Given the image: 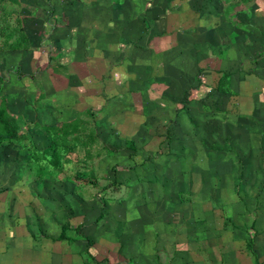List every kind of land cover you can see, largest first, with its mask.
Here are the masks:
<instances>
[{
  "label": "crops",
  "instance_id": "1",
  "mask_svg": "<svg viewBox=\"0 0 264 264\" xmlns=\"http://www.w3.org/2000/svg\"><path fill=\"white\" fill-rule=\"evenodd\" d=\"M95 1L110 2L112 8L80 12L81 19L93 20L82 21L80 28L96 32L80 41L95 54L85 52L79 60L85 72L62 76L58 88L63 92H51L58 83L53 61L46 81L38 84L27 70L28 63L36 71L42 65L38 54L0 51V67L13 64L18 72L12 79L8 69L0 72V108L5 106V121L18 135L0 143V211L5 213L0 264H264V57L253 59L254 52H264V41L259 46L258 37L243 41L244 20L231 22L247 18L248 7L241 9L245 0L229 6L231 0ZM64 2L56 0L55 6L68 8ZM134 4H140L139 11ZM63 9L54 18L59 12L69 15ZM258 12L256 27L264 18L262 7ZM34 16L38 19L40 12ZM218 28L225 38L239 35V43H210L208 36ZM59 32L55 29L48 40V51ZM20 54L31 58L21 64ZM203 70L205 82L199 78ZM217 83L235 96L234 105L222 95L219 107L208 106L207 91ZM75 90L85 105L80 112L72 108ZM119 90L127 98L106 107L107 100L120 97ZM44 94H52L53 103ZM93 95L102 100L93 113L101 140L112 150L121 145L137 154L117 153L122 161L112 167L119 171L111 181L100 185L94 178L92 188L98 189L91 192L101 198L93 199L92 209L80 206L79 220L67 224L62 219L56 227L53 213L42 215L40 205V195L48 191L39 188L43 156L52 143L48 128L79 122L93 110L88 107L94 103L87 101ZM138 145L140 151L134 148ZM102 154L87 155L84 163L98 162ZM83 174L88 176L86 169ZM110 190L123 197L110 206L116 230L105 234L97 222L105 219L100 202ZM117 236L127 242L125 249L104 246L106 238L115 244Z\"/></svg>",
  "mask_w": 264,
  "mask_h": 264
},
{
  "label": "rangeland",
  "instance_id": "2",
  "mask_svg": "<svg viewBox=\"0 0 264 264\" xmlns=\"http://www.w3.org/2000/svg\"><path fill=\"white\" fill-rule=\"evenodd\" d=\"M65 5L68 6V8L63 9L62 7L58 8L55 6L56 0H0V51H6V50H12L16 53L18 51H26V50H32L34 54H38L39 63L42 61V65H39V69L35 67H32L33 65L31 63H28L30 68L27 70L29 71L31 69L32 75L34 74L38 79V84L42 83V80L46 81L47 74L49 73V69L47 68L48 63H51V67H54V64L56 66L55 70V79L56 82H58L54 87L56 88V91L52 89L51 92H63V89H60L58 87H61L62 85V76L65 74L71 75V74H78L80 72V69L84 70L85 68L79 67V60L81 57L85 54V52H93L95 54V48L87 47L88 43L85 44V42L80 41V39L83 37L84 34H90L95 35V31L92 29L88 30V26H83L80 28L81 22H88L93 21L91 19H81L79 16L80 12L82 11H90V10H96L100 8H109L111 9V3L105 2V4L96 3L95 0H64ZM228 0H226L227 3ZM223 2L221 3V5ZM235 0H231V2L226 5H234ZM137 11L140 10V4H134ZM245 7H248L247 9V18L236 16V18L232 17L231 22H237L238 24L241 23L240 19L244 20V23L248 27L247 34L242 39L243 41L250 42V39L253 38V41L256 37L257 41L256 44L262 43V38L264 41V18H260L259 22H263V25L257 26L255 25V19H253L255 14V11L258 10V14L260 15L261 7L264 10V0H245L244 3L241 4V9L244 10ZM63 9L65 13H68L69 15L65 14L63 15V12H59L60 17L54 18V15L59 10ZM108 9V10H109ZM236 10V9H235ZM236 12L238 13L239 11ZM32 12H40L41 19H37L32 16ZM73 12V14H72ZM76 12V13H75ZM75 13V14H74ZM44 14V15H42ZM61 14L64 18H61ZM264 16V15H263ZM222 23H227V19L224 17H221L219 19ZM219 20H216V26L220 24ZM258 22V24H259ZM243 23V22H242ZM52 27V28H51ZM233 27V26H232ZM235 28V27H234ZM55 29H58L59 34L56 36L57 40L55 41L56 45H51V51H48V40L53 36V33ZM257 30V32H256ZM31 36L33 39L32 44L29 43V39L27 38V34ZM50 33V36H49ZM209 42H216L217 45H220L221 47H224V45H228L230 41L234 39L236 43H239L236 39L239 40V35H234L233 37H226L224 36V33H222V30L220 28L215 29V31L211 32ZM67 39V40H66ZM246 39V40H245ZM229 40V42H228ZM66 41H69L67 44ZM202 41V40H201ZM207 41V40H206ZM252 41V40H251ZM203 42V41H202ZM221 42V44H220ZM253 43V42H252ZM250 46H253V44L250 43ZM261 51H257V55L254 52L253 53V59H262L264 57V52L260 53ZM15 57V55H13ZM95 55H93L94 57ZM210 56V54H209ZM79 59H76V58ZM17 61L21 64H26V61L28 62L29 59L25 55L20 54V56L16 55ZM222 58V57H221ZM13 59V57L9 58ZM51 59V60H50ZM75 63H74V62ZM73 62V63H72ZM257 63V62H256ZM253 64L254 61H253ZM37 67V66H36ZM253 68V67H251ZM7 76L9 79H12V77H16L15 75L18 74V72L13 67V64H10L7 68ZM4 69L0 67V72H3ZM254 69V68H253ZM3 70V71H2ZM86 70H84L85 72ZM23 72V71H22ZM21 72V73H22ZM202 72V71H201ZM6 73V72H5ZM93 73V72H92ZM4 75V73H1ZM54 72L52 73V75ZM92 87L95 85V83H91ZM5 88V87H4ZM125 88V87H124ZM14 89V88H12ZM46 89V88H44ZM5 90V89H4ZM120 97L118 99L114 97L107 100V106L108 108L113 107L115 102L117 100H123L127 98V95L124 93V90H119ZM207 91V97H208ZM42 94V93H41ZM41 94L39 96H41ZM238 94H236L237 96ZM44 96H47L44 94ZM218 96V95H217ZM48 97V96H47ZM98 96L93 95L92 98L87 99V101H91L94 103L92 107H88L90 110L88 112V115H84L83 119H80V127L73 130L72 133H66L63 124L57 125L53 129L54 132H51L49 135H54V142L58 145H56V148L59 147V145L64 148V146H70L73 144L75 146L74 149H76L72 154H70L69 158H65L62 161L60 173L51 174L50 177L48 176L45 180L41 178L39 181V188L42 190L43 188H47V192L43 191V194L40 195V205L41 207V213L42 215H50L53 213L55 216V226L59 227L60 222L62 219L65 223H75L77 220L80 219L82 210L80 209V206H87L89 210L92 209L91 204L95 203L93 199L95 197L101 198L100 196L96 194H92V189L96 190L98 188H95L93 186L94 178L100 179V185L106 184L107 180L111 181L113 178V173L119 171L118 168L112 169L113 166H115L117 163L122 161V158L120 159V156H127L132 154H137V151L135 153L131 149H127L124 146L117 145L112 150L107 147L105 142H103L96 130V125L94 122V118H91V114L94 113V110L97 111V109H101L102 100L97 98ZM131 97V96H130ZM46 100L49 103H53V95L50 94ZM82 97L80 96V92L78 90H75L71 92V99L73 106L72 107L76 112H80L85 105L81 106L80 99ZM228 101L232 102L231 105H234L236 102L235 96L232 95V98L225 97ZM230 98V99H229ZM42 101V99H41ZM59 102V101H58ZM85 102V98H84ZM97 102V106L96 103ZM208 106L210 104L223 102L220 100H210L208 101ZM225 102V101H224ZM37 103L41 104L42 102ZM137 105L142 104V100L140 97L136 98ZM42 105V104H41ZM60 105V104H59ZM88 106V105H87ZM119 108V107H118ZM117 108V109H118ZM101 117V115H100ZM212 117V116H211ZM102 118V117H101ZM216 118V116H215ZM214 118V119H215ZM221 120L223 121L224 118L221 116ZM227 121V119H226ZM74 123V122H73ZM125 133V134H124ZM140 133V132H139ZM119 134L126 135V131H119ZM3 135V129L0 130V136ZM139 142V141H138ZM76 144V145H75ZM135 150L140 151L141 148L134 147ZM125 150H128L127 153ZM103 153L102 156L98 155V162L95 163H84V159L87 158V155H90L89 157L93 158L96 153ZM131 152V153H130ZM117 153H119L118 156ZM106 154H111V156H115V158H106ZM204 157L201 158V169H206V160ZM117 162V163H116ZM60 163V161H59ZM93 166L98 167L97 173L95 171V168L93 169ZM122 166V165H121ZM120 166L119 169H122ZM86 169L87 173L89 174L87 177L84 176L82 173ZM112 171V172H111ZM111 175V178L109 174ZM83 174V177L81 175ZM115 174V173H114ZM142 187V185H137L136 187ZM87 187L89 190L88 192L85 189ZM82 189V190H81ZM81 192V193H80ZM114 196V197H112ZM123 197V195L120 192H112L110 190L109 194L103 195L104 202H100L101 205H104L105 208V219L100 222L98 221L97 224L99 225L100 230H106L104 231L105 234L114 233L116 228L112 227V221L113 218L110 216L112 212L110 211V206L112 202H117L118 198ZM139 197L141 196L138 195ZM123 202L125 199H121ZM126 203V202H125ZM48 204V205H47ZM5 213L0 211V217L3 218ZM103 218H100L101 220ZM119 232V231H118ZM107 236V235H106ZM111 237L106 238V242L104 243V246L108 247L109 250H119V249H125L127 247V242L123 240L122 238H119L117 236L115 240V244H112ZM122 241L123 248L120 247V242ZM93 249H95V246H93Z\"/></svg>",
  "mask_w": 264,
  "mask_h": 264
},
{
  "label": "trees",
  "instance_id": "3",
  "mask_svg": "<svg viewBox=\"0 0 264 264\" xmlns=\"http://www.w3.org/2000/svg\"><path fill=\"white\" fill-rule=\"evenodd\" d=\"M201 74H205L206 77H207V72L206 71H202L200 74H199V78H200V75ZM200 80L202 82H205V79L202 80L200 78ZM218 95V96H217ZM225 97H229V92L225 91L223 88H221V86L219 85V83L215 84L214 87H213V93H208V99H207V102L210 101V100H220L222 101V97L223 96ZM222 96V97H221ZM209 103V102H208ZM221 102H218V103H214V104H210V108H213V107H219V104ZM5 106L1 107L0 108V130L3 129V135L0 136V143L3 141V140H6V139H15L18 137L17 135V131L15 130V126L13 125H10L8 124L6 121H5ZM94 117V114H91V118ZM65 132L66 133H72L73 130L77 129L80 127V123L79 122H75V123H71V124H63L62 125ZM53 127L55 128V126H51L48 128V135L51 133V132H54L55 130L53 129ZM50 137V141L52 142L51 145L49 146L48 150L46 151V153H44L45 156H43V160L46 162L44 163L45 165V170L43 169L42 170V167L40 168V171H39V175H40V178H47L48 176L50 177L51 174H55V173H60V169L62 168L60 164H62V161L67 157L69 158L70 157V154H72L71 152L74 153V151L76 149L75 146L73 144H71L70 146H64V148H62L60 145L58 148H56V145H58V143L56 144V142H54V135H49ZM76 145V144H75ZM42 158V157H41ZM60 161V163H59ZM83 173V172H82ZM56 175V174H55ZM89 175V174H88ZM83 177V174L81 175ZM85 176V175H84Z\"/></svg>",
  "mask_w": 264,
  "mask_h": 264
},
{
  "label": "built area",
  "instance_id": "4",
  "mask_svg": "<svg viewBox=\"0 0 264 264\" xmlns=\"http://www.w3.org/2000/svg\"><path fill=\"white\" fill-rule=\"evenodd\" d=\"M200 78H201L202 80H204V79H206L207 77H206L205 74H201V75H200ZM209 93H213V89H210V90H209Z\"/></svg>",
  "mask_w": 264,
  "mask_h": 264
}]
</instances>
